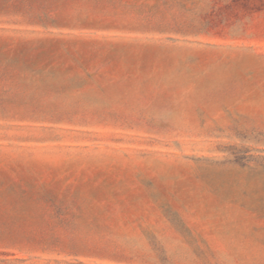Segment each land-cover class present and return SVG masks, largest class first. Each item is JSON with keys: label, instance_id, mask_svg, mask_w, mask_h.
Masks as SVG:
<instances>
[{"label": "rangeland", "instance_id": "1", "mask_svg": "<svg viewBox=\"0 0 264 264\" xmlns=\"http://www.w3.org/2000/svg\"><path fill=\"white\" fill-rule=\"evenodd\" d=\"M0 264H264V0H0Z\"/></svg>", "mask_w": 264, "mask_h": 264}]
</instances>
